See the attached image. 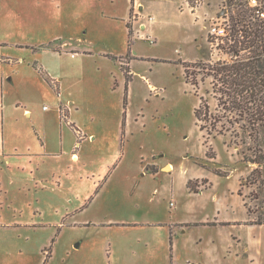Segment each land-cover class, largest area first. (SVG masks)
<instances>
[{
    "label": "rangeland",
    "instance_id": "374dc122",
    "mask_svg": "<svg viewBox=\"0 0 264 264\" xmlns=\"http://www.w3.org/2000/svg\"><path fill=\"white\" fill-rule=\"evenodd\" d=\"M200 5L204 30L185 0H0V264H264V225L245 224L264 215V170L238 125L216 135L222 86L194 64L228 57L207 27L228 29L231 7ZM200 98L221 119L208 136ZM196 177L212 186L193 193Z\"/></svg>",
    "mask_w": 264,
    "mask_h": 264
},
{
    "label": "trees",
    "instance_id": "16d2710c",
    "mask_svg": "<svg viewBox=\"0 0 264 264\" xmlns=\"http://www.w3.org/2000/svg\"><path fill=\"white\" fill-rule=\"evenodd\" d=\"M228 4L231 7L228 16L229 27L222 37L223 48L228 57L207 68H204L205 64L202 62L194 64L201 69H207L206 74L222 86L215 89V83L212 85L214 93L217 94L215 110L220 108L224 111L222 119L224 118L226 123L220 125L221 129L216 135L223 134V126L238 125L239 135L237 132L235 136H240L244 148L249 152L248 155L242 153V158L246 162L256 164L251 173H257L258 179L264 170V0H255L254 4H250V0H228ZM127 27L130 34L129 22ZM128 57L130 56L125 57L126 65L122 66L126 87L131 79L128 65L131 58ZM183 67L186 82L195 86L196 83L189 79L188 65L184 64ZM209 111L207 102L200 98L199 105L194 109V115L201 131H206L203 120L210 119V122L221 120ZM215 127L213 124L212 130ZM206 132L207 136L209 133L212 134V131ZM206 156L211 158L214 155L211 151H206ZM150 168L152 172L156 171L153 165ZM215 173L222 175L219 170ZM201 182L205 187L207 180L202 179ZM195 186L191 185V180L187 181V187L193 192H199L203 187ZM247 211L250 214L248 208ZM245 224H264L263 213L256 215V218L248 219Z\"/></svg>",
    "mask_w": 264,
    "mask_h": 264
},
{
    "label": "crops",
    "instance_id": "0c3cea01",
    "mask_svg": "<svg viewBox=\"0 0 264 264\" xmlns=\"http://www.w3.org/2000/svg\"><path fill=\"white\" fill-rule=\"evenodd\" d=\"M185 2L187 3V0H185ZM136 7L138 8V12L140 13V14H142V11L144 10V5L143 4H141V2L139 1L138 2V4L136 5ZM207 11V9L205 8V7H203V6H199L197 9H196V11H194V12H191V11H189L190 12V14L194 17V21H200L201 22V28H202V30H204V23H203V21H202V19H201V17L204 15V13ZM143 15V14H142ZM133 23H135V21H133ZM140 29H144L145 27H146V24L145 23H140L139 24V26H138ZM201 48V45L200 44H196L195 45V49L197 50V51H199V49ZM200 55H199V53H192L189 57H185V58H182L181 60H183V61H185V60H190V61H192V60H194L195 58H198ZM130 62H128V65H129V69H130V63L133 61V59H130L129 60ZM54 81V80H53ZM56 83H57V80H56ZM57 88H58V85H57ZM211 159V158H210ZM212 159H214V158H212ZM216 160V159H215ZM155 168H156V171L155 172H152L151 171V173L153 174V175H155V174H158V172H159V167H158V165L157 164H152ZM165 166H171L170 164H166ZM164 167V166H163ZM211 172H213L212 170H211ZM214 173V172H213ZM215 175H218L217 173H214ZM219 176H222V175H219ZM202 178L203 179H206L207 180V182H208V184H206V186L204 187L203 185V187L202 186H199V188H201L202 187V189L199 191V192H193V193H200V192H202L203 190H205V189H207V188H210L211 186H212V183L209 181V177H196V178H194V179H201L202 180ZM187 180H192V179H187ZM187 186V185H186ZM187 189H188V187H187ZM191 192V191H190ZM241 203H242V200H241ZM247 216V214L245 215V217ZM245 218H241L240 220H236V219H222V217L220 218V217H216V218H214L213 220H207L206 221V223H207V225H212V227H217V228H219V229H222V226H225L224 224L225 223H238L237 221H239V223L240 222H242L243 223V221H245L244 220ZM246 221H247V219H246ZM245 221V222H246ZM226 225H229V224H226ZM246 225H248V226H252V225H257V224H246ZM262 225H264V224H262ZM197 264H203L202 262H198Z\"/></svg>",
    "mask_w": 264,
    "mask_h": 264
},
{
    "label": "built area",
    "instance_id": "2783aa9c",
    "mask_svg": "<svg viewBox=\"0 0 264 264\" xmlns=\"http://www.w3.org/2000/svg\"><path fill=\"white\" fill-rule=\"evenodd\" d=\"M202 0H187V8L189 11L194 12L200 6ZM255 0H250V4H254ZM207 32L210 35V46L214 47L222 42V37L226 34L225 23H222V18H216L211 21L207 27Z\"/></svg>",
    "mask_w": 264,
    "mask_h": 264
}]
</instances>
